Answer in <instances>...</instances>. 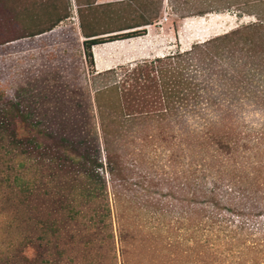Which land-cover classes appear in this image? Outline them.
<instances>
[{"label": "trees", "instance_id": "trees-1", "mask_svg": "<svg viewBox=\"0 0 264 264\" xmlns=\"http://www.w3.org/2000/svg\"><path fill=\"white\" fill-rule=\"evenodd\" d=\"M80 24L92 67L94 45L147 34ZM91 73L106 80L95 91L100 137L86 124L48 132L19 102L0 110L1 145L20 148L17 165L0 157V183L15 189L12 206L32 231L23 247L36 251L19 262L186 264L195 254V264H222L229 249L239 254L230 264H264V236L245 240L255 224L264 230V122L248 118L264 110V15L189 49ZM226 229L234 240L221 237Z\"/></svg>", "mask_w": 264, "mask_h": 264}, {"label": "rangeland", "instance_id": "rangeland-1", "mask_svg": "<svg viewBox=\"0 0 264 264\" xmlns=\"http://www.w3.org/2000/svg\"><path fill=\"white\" fill-rule=\"evenodd\" d=\"M89 8L84 13L87 25L94 29L98 27L95 30H105L104 28L109 26L106 24L112 21V18H100L91 11L96 10L95 7ZM202 8H209L221 14V17H206L203 24L188 23L183 27L181 19L185 15L200 21V17L195 14ZM169 12L168 16H163V19L168 17V20L165 21V25L156 28L152 41L147 42L149 39H146L139 43L141 48L146 42L150 44H145L148 46L144 52H141L140 47L121 45L104 49L105 43H99L93 46V53L94 48L105 50L107 52L104 55L105 60L111 57L116 60L115 65L122 62L124 65H134L158 57L154 56L158 51L168 54L189 49L193 43L199 42L200 38H211L256 21L259 15H264V0H192L186 6L184 0H176ZM67 14L70 16L62 20L52 31L30 35L49 28L57 18ZM210 19L215 20L210 22ZM101 21L106 27L99 28L102 26ZM78 22L72 0H0V91L3 93V97H0V110L12 102H19L20 108L28 110L32 120L48 132L61 135L73 128L74 124L75 126L86 124L90 137L96 138L97 134L101 136L95 91L103 86L106 80L102 77L93 78L91 72L105 69L99 70L96 60L94 67L88 63L83 47L85 38ZM210 24L212 27H203L205 30L201 27ZM205 33L208 35L202 36ZM107 35L109 34L104 36ZM125 55H132L133 58L126 60ZM101 60L100 58L102 64ZM255 109V112L248 113V118L257 123L264 122V110L259 107ZM189 119L191 122L202 120L200 117ZM14 127L20 139H25L31 134L18 117L14 121ZM99 141L102 143L101 138ZM3 143L4 140L0 138V157L10 156L12 158L9 162L17 165L13 159L17 157L20 148L8 150L7 148L11 147H3L1 145ZM104 154L103 152V156ZM1 162L0 159V175L3 176L2 170L7 168ZM12 190L15 189L11 187L10 182L9 185L0 183V264H21L19 260L22 256L26 254L33 258L36 253L30 245L23 247L27 227L23 224L22 208L18 205L12 206L15 201ZM262 223L264 227V222ZM255 226L250 227L249 231L245 230L246 234L249 233L245 238L248 243L264 236V230L261 232L258 224ZM27 233L32 236L31 230ZM233 233L226 229L225 232H221V237L230 242L234 240ZM241 244L243 245L242 242ZM225 250L219 255V263L230 264L229 261L238 258L239 254H233L229 249ZM193 257L186 264H195L198 258L195 254Z\"/></svg>", "mask_w": 264, "mask_h": 264}, {"label": "crops", "instance_id": "crops-1", "mask_svg": "<svg viewBox=\"0 0 264 264\" xmlns=\"http://www.w3.org/2000/svg\"><path fill=\"white\" fill-rule=\"evenodd\" d=\"M72 1L74 6V14L75 16H77V20L79 21L78 22L79 29H81V24H80L81 21H84V23L87 25L86 21L84 20L85 11H88L90 9L89 7H95L96 10H91L93 13L94 12L96 13V14L94 13L95 15H99L100 18H106V19L112 18V21H109L106 24V26L109 25L108 27L104 26V23L101 21L102 26H99V28L106 27L104 28L105 30L107 31L115 30L114 33L129 32V31L142 30V29L147 30V34L143 36H137L128 39H120V40L107 42L104 44V49L115 48L118 45L119 46L121 45L122 47L124 46L140 47L139 43L143 42V40L149 39L147 42H150V40L152 41L151 38H154V32L156 28L158 27L160 28L161 25H165V21L168 20V17H166V19H163V16H168L170 14L169 10L173 8V4L174 2H176V0H87L85 2H83L82 0L79 1L72 0ZM191 1L192 0H184L185 6L186 4H189ZM195 15H198L200 17V21L194 20L193 18L188 17V15H185V17L181 19L182 23L184 24L183 27H185V24L187 25L188 23H190V25L203 24L204 22H206V17H213L221 14H217L212 10H209V8H204V9L202 8L199 11H197ZM212 21H214V19H210V22ZM146 22H152V23L145 25ZM205 25H201V27L202 28L212 27L211 24L207 26ZM87 27L91 28L88 25ZM97 28L98 27H96L95 29ZM206 39L203 37L200 38L199 41H204ZM147 42L143 44L142 48L140 47L141 52L142 51L144 52L145 47L150 45ZM145 44L148 45L145 46ZM100 53L102 56L101 67H99V61L96 59L97 58L96 48H94L96 65L99 70L109 69L120 64H125L124 62H122L120 64L115 65L116 60L112 59L111 57H108L106 60L104 59L105 57L104 55L105 53H107L105 50L100 51ZM165 54L167 53L158 51L154 56H163ZM131 56L132 55H125L126 57L125 59L126 60H128L129 58L132 59L133 56L132 57ZM147 56L148 58L150 57L149 55Z\"/></svg>", "mask_w": 264, "mask_h": 264}, {"label": "bare ground", "instance_id": "bare-ground-1", "mask_svg": "<svg viewBox=\"0 0 264 264\" xmlns=\"http://www.w3.org/2000/svg\"><path fill=\"white\" fill-rule=\"evenodd\" d=\"M216 17H221L220 15L219 16H216ZM216 17H215V19H216ZM214 19V20H215ZM203 22V21H202ZM216 31H218V29H216ZM206 32V31H205ZM207 33H209V32H207ZM207 33H205V34H203L202 36H207L208 34ZM96 56H97V60L99 61V67H101V63H100V58H101V53H100V50L99 49H97L96 48Z\"/></svg>", "mask_w": 264, "mask_h": 264}, {"label": "built area", "instance_id": "built-area-1", "mask_svg": "<svg viewBox=\"0 0 264 264\" xmlns=\"http://www.w3.org/2000/svg\"><path fill=\"white\" fill-rule=\"evenodd\" d=\"M166 19V18H165Z\"/></svg>", "mask_w": 264, "mask_h": 264}]
</instances>
